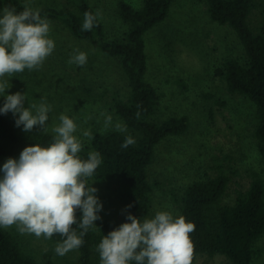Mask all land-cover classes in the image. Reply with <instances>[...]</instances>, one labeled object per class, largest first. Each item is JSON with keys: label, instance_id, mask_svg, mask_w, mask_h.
Wrapping results in <instances>:
<instances>
[{"label": "trees", "instance_id": "obj_1", "mask_svg": "<svg viewBox=\"0 0 264 264\" xmlns=\"http://www.w3.org/2000/svg\"><path fill=\"white\" fill-rule=\"evenodd\" d=\"M176 0H142L139 7L127 0H119L118 17L128 26L120 37L111 38L100 16L90 31H82L84 13H97L89 0H65L63 8L43 7L39 9L42 18L50 23L62 24L71 36L91 43L106 56L117 60L123 71L129 91L123 97L119 90L98 93L93 87L81 85L77 92L86 95L89 101L98 103L107 100L120 116L127 132L115 130L93 131L91 146L83 147L78 153L87 160L89 152H99L102 163L96 169L93 179L107 184L109 207L98 214L95 221L82 237L84 243L70 251L64 264H100L97 247L104 236L121 224L130 222L131 214L143 222L151 219L154 185L149 168L158 146L166 139L183 135L190 126L189 117H170L157 120L161 94L147 80L148 53L146 35L163 23ZM211 21L230 27L239 38L245 62L230 57L216 70V77L232 94L251 100L255 105L254 136L264 153V12L262 18L253 20L254 10L260 0H205ZM2 8L23 11L22 0H0ZM77 94H74L76 97ZM137 112L140 113L137 118ZM132 136L135 143L122 148L126 136ZM53 133L36 134L20 132L14 122L0 113V159H19L25 147L36 143L47 147ZM249 190L238 196L232 205L223 202L230 183L225 172L217 176L197 179L189 183L183 193L174 196L180 216L195 225L190 233L194 245L193 259L200 255H224L230 264H252L255 243L264 235V180L257 173ZM128 205H132L128 208ZM82 213L77 210V221ZM77 228V225H73ZM79 234L82 229L77 228ZM25 237L13 229L0 228V264H62L54 259V253L40 252ZM41 253V257H39ZM37 255V256H36ZM135 264V262H130ZM264 264V263H263Z\"/></svg>", "mask_w": 264, "mask_h": 264}, {"label": "rangeland", "instance_id": "obj_2", "mask_svg": "<svg viewBox=\"0 0 264 264\" xmlns=\"http://www.w3.org/2000/svg\"><path fill=\"white\" fill-rule=\"evenodd\" d=\"M89 1L99 10L111 38L120 37L127 31V24L118 17L119 0ZM127 1L136 7L142 4V0ZM22 2L33 9L48 6L60 9L66 4L65 0ZM2 10L0 5V12ZM262 12L264 0H260L259 7L254 10L256 23L262 18ZM49 38L54 41L55 48L39 70L25 69L4 78L9 81L10 88L0 95V108L6 95L17 92L26 94L25 108L32 103L39 104L43 98L52 107L47 121L48 133L51 125L59 123V115L65 114L75 119L79 129L76 135L82 139L83 147L91 146L92 140L83 138L81 132L86 129L92 133L101 131V112L111 115L114 123H124V120L109 101L93 103L77 90L81 85H88L98 93L119 90L125 97L129 87L123 71L116 59L106 56L91 43L71 36L62 24L50 23ZM146 41L147 80L162 96L156 119L161 121L186 115L190 120L189 129L183 135L170 137L157 148L149 168L154 185L151 216L167 211L178 218L180 211L174 196L180 197L189 183L217 176L220 172L230 177L223 202L234 204L240 194L249 190L254 172L264 180V153L254 136L255 105L244 96L230 93L215 73L227 58L233 57L242 63L246 61L239 38L230 27L210 20L205 0H176L169 17L148 32ZM75 50L87 54V63L83 67L68 63ZM5 115L15 124L18 116L11 112ZM16 128L22 133L44 134L39 127L31 132L23 131V126ZM7 160L0 159V169ZM2 178L3 172L0 171ZM88 184L98 190L95 195L103 206L98 214L103 213L110 207L107 184L93 178ZM8 229L17 231L15 225ZM21 236L29 242L31 238L32 245L40 252L53 251L58 263L64 264L65 258L71 256L70 251L62 257L55 253L56 244L61 239L58 234L52 239L37 238L34 234ZM254 249L252 264H263L264 235L255 243ZM37 260L40 264L38 256ZM192 264H230V261L224 255H200L192 260Z\"/></svg>", "mask_w": 264, "mask_h": 264}, {"label": "clouds", "instance_id": "obj_3", "mask_svg": "<svg viewBox=\"0 0 264 264\" xmlns=\"http://www.w3.org/2000/svg\"><path fill=\"white\" fill-rule=\"evenodd\" d=\"M96 14L84 13L82 31H90L96 26ZM50 22L42 18L39 9L25 4L23 11L4 7L0 12V95L10 88L4 79L25 69L39 70L52 54L55 43L49 38ZM68 63L83 67L87 54L75 50ZM26 94L17 92L5 96L0 113L11 112L18 116L17 127L31 132L39 127L44 134L49 131V113L52 111L43 98L39 104L24 107ZM103 127L101 132L113 129L127 132V126L113 122V117L101 112ZM137 118L140 113L137 112ZM59 123L51 125L52 142L47 147L36 143L25 147L19 159L9 158L0 171V228L13 225L21 234H34L37 238L52 239L58 234L55 253L64 256L69 251L79 249L82 237L90 228L96 227L102 210L95 193L96 188L88 184L96 169L101 165L99 152L88 153L82 160L83 141L76 135L78 125L74 118L65 114L58 117ZM87 122V121H85ZM99 122V121H98ZM81 136L91 141L94 137L90 129L83 130ZM132 136H126L122 148L133 145ZM131 208L132 205H128ZM82 216L77 221L76 212ZM125 222L104 236L97 247L100 264H192L194 245L190 233L195 225L186 222L183 216L174 218L170 212H157L153 218L141 222L128 214ZM82 231L77 233V228Z\"/></svg>", "mask_w": 264, "mask_h": 264}]
</instances>
